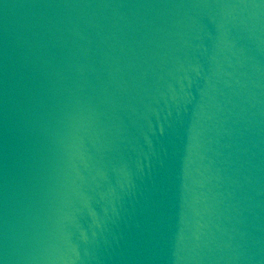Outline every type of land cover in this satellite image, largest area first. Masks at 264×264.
<instances>
[{"label": "water", "instance_id": "obj_1", "mask_svg": "<svg viewBox=\"0 0 264 264\" xmlns=\"http://www.w3.org/2000/svg\"><path fill=\"white\" fill-rule=\"evenodd\" d=\"M0 264H264V0H0Z\"/></svg>", "mask_w": 264, "mask_h": 264}]
</instances>
